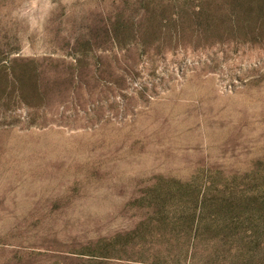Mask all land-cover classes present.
Wrapping results in <instances>:
<instances>
[{
    "label": "rangeland",
    "instance_id": "1",
    "mask_svg": "<svg viewBox=\"0 0 264 264\" xmlns=\"http://www.w3.org/2000/svg\"><path fill=\"white\" fill-rule=\"evenodd\" d=\"M0 264H264V0H0Z\"/></svg>",
    "mask_w": 264,
    "mask_h": 264
}]
</instances>
